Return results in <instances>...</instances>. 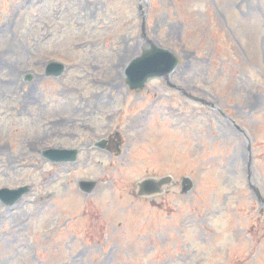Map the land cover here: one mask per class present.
Segmentation results:
<instances>
[{"label":"rangeland","instance_id":"374dc122","mask_svg":"<svg viewBox=\"0 0 264 264\" xmlns=\"http://www.w3.org/2000/svg\"><path fill=\"white\" fill-rule=\"evenodd\" d=\"M151 44L180 66L133 92L124 70ZM35 53L73 67L32 106ZM105 136L90 161L42 156ZM24 186L0 202V264H264V0H0V190Z\"/></svg>","mask_w":264,"mask_h":264},{"label":"water","instance_id":"95a60500","mask_svg":"<svg viewBox=\"0 0 264 264\" xmlns=\"http://www.w3.org/2000/svg\"><path fill=\"white\" fill-rule=\"evenodd\" d=\"M178 66V59L170 52L164 49L153 47L151 51L146 52L140 58L136 59L128 69L127 82L132 89H142L145 83L152 78L169 76L170 73ZM59 72L60 69H57ZM57 73V72H56ZM65 152L56 153L53 157L56 160H66L73 154ZM51 157L50 154H46ZM52 157V158H53ZM188 184L185 192L192 188V183L189 180L184 181ZM93 182H82L80 188L90 193L95 188ZM157 190V185L153 181H146L141 185V195L146 193H152ZM29 191V188L25 187L16 191L1 190L0 199L6 205H12L18 201L24 194Z\"/></svg>","mask_w":264,"mask_h":264},{"label":"flooded vegetation","instance_id":"af4514ba","mask_svg":"<svg viewBox=\"0 0 264 264\" xmlns=\"http://www.w3.org/2000/svg\"><path fill=\"white\" fill-rule=\"evenodd\" d=\"M51 58H54V57L53 56H44V55L37 57L36 53L34 55V58H33L34 70H33V75L31 77V82H30L33 84L28 89H24L21 93L23 101L27 102L28 105L30 104L33 106L36 103H38V100H35V99H36V95L39 92V89H38L39 84H41L43 81H50V80L56 79L52 76H48V73L46 71V65L48 64V62L50 61L49 59H51ZM64 61H66V60H64ZM41 67H43L41 69L42 72L39 73V69ZM95 99H96V97H95ZM39 101H41V100H39ZM97 101L100 102V98H98ZM60 123L65 124L64 122H60ZM54 124L57 125V123H54ZM85 128H86V124H83V129L85 130ZM94 131H95V129H94ZM109 135H110V133H109ZM104 141L106 142L105 143V150H111V148L114 144V140L111 139L110 136H107L104 139ZM96 144L90 145L88 148H86L84 145H80V146H78V149H79V151H83V150L92 151V150L96 149Z\"/></svg>","mask_w":264,"mask_h":264},{"label":"bare ground","instance_id":"6f19581e","mask_svg":"<svg viewBox=\"0 0 264 264\" xmlns=\"http://www.w3.org/2000/svg\"><path fill=\"white\" fill-rule=\"evenodd\" d=\"M124 64H126L127 63V61L126 62H123ZM121 67H122V65H121ZM120 78V75H119V77H118V79ZM116 81V78L114 79V82Z\"/></svg>","mask_w":264,"mask_h":264}]
</instances>
